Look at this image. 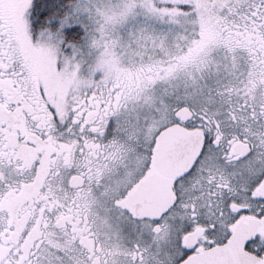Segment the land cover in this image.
<instances>
[{
  "label": "snow or ice",
  "instance_id": "snow-or-ice-1",
  "mask_svg": "<svg viewBox=\"0 0 264 264\" xmlns=\"http://www.w3.org/2000/svg\"><path fill=\"white\" fill-rule=\"evenodd\" d=\"M0 264H264V0H0Z\"/></svg>",
  "mask_w": 264,
  "mask_h": 264
}]
</instances>
